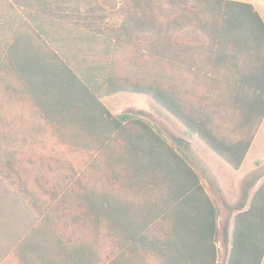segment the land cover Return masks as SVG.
Returning <instances> with one entry per match:
<instances>
[{"label": "trees", "instance_id": "trees-1", "mask_svg": "<svg viewBox=\"0 0 264 264\" xmlns=\"http://www.w3.org/2000/svg\"><path fill=\"white\" fill-rule=\"evenodd\" d=\"M169 67L253 92L261 121L264 19L251 2L0 0V264H218L220 239L224 264H264V183L247 210L251 180L223 203L221 227L188 146L102 101L147 95L238 168L252 135L233 158L208 131L207 100L168 95Z\"/></svg>", "mask_w": 264, "mask_h": 264}, {"label": "crops", "instance_id": "crops-1", "mask_svg": "<svg viewBox=\"0 0 264 264\" xmlns=\"http://www.w3.org/2000/svg\"><path fill=\"white\" fill-rule=\"evenodd\" d=\"M162 84L171 98L208 101V106L205 107V113L209 115L208 131L213 136L224 139L233 153V158L240 154V150L252 135L240 166L233 168L196 133H189L174 115L152 98L160 111V126L153 119L145 117L171 145L180 149H184L183 144L188 146L184 149L186 155L200 175L202 183L203 179L209 181L207 187L204 183L203 185L215 204L216 195L218 198L223 197L229 205L236 204L240 199L243 183L247 180L254 181L247 201L239 211L247 210L253 195L264 183V114L257 123L258 95L237 88L230 82L213 80L209 76L183 71L181 68L172 70L169 67L165 70ZM262 109L263 105L261 111ZM254 218L255 228L264 229V189L256 197Z\"/></svg>", "mask_w": 264, "mask_h": 264}, {"label": "rangeland", "instance_id": "rangeland-1", "mask_svg": "<svg viewBox=\"0 0 264 264\" xmlns=\"http://www.w3.org/2000/svg\"><path fill=\"white\" fill-rule=\"evenodd\" d=\"M254 4L255 8L258 10L261 17L264 19V0H243ZM103 103L108 107V109L113 114H119L126 110H140L144 112V117H149L157 122L160 126V111L159 108L152 102L151 98L142 94H132V93H119L110 97L103 98ZM198 166V165H197ZM199 167V166H198ZM200 168V167H199ZM208 180L203 179L204 185L208 186ZM216 205L219 207L220 216L219 224L222 227L223 224L230 220L229 212L224 206V198H218L217 195L214 198ZM219 256L218 264L225 263V251L221 244V239L218 240Z\"/></svg>", "mask_w": 264, "mask_h": 264}]
</instances>
